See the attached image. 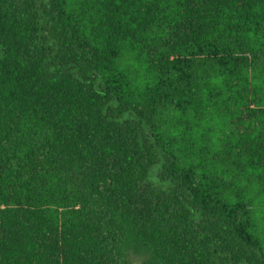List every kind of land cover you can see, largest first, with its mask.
<instances>
[{
  "label": "trees",
  "instance_id": "1",
  "mask_svg": "<svg viewBox=\"0 0 264 264\" xmlns=\"http://www.w3.org/2000/svg\"><path fill=\"white\" fill-rule=\"evenodd\" d=\"M0 264H264V0H0Z\"/></svg>",
  "mask_w": 264,
  "mask_h": 264
}]
</instances>
